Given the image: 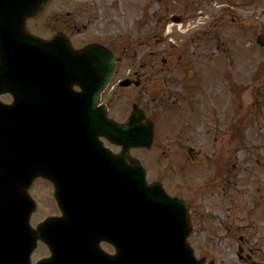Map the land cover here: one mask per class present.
<instances>
[{"label":"rangeland","instance_id":"374dc122","mask_svg":"<svg viewBox=\"0 0 264 264\" xmlns=\"http://www.w3.org/2000/svg\"><path fill=\"white\" fill-rule=\"evenodd\" d=\"M72 1L73 5L66 8L80 7L84 23L90 16L87 4H96L101 17L98 28L105 23L110 31L121 29L123 35H128L129 57L137 51L139 58L156 52L160 58H167L174 38L182 39L186 45L174 56L185 48L187 57L204 62L200 66L198 61L194 67L197 73H204V146L193 147L195 151L204 147V161L202 156L199 161L204 162V213L218 217L217 221L208 217L205 222L204 237L220 238L210 248L209 256L214 264H264V46L256 41L264 37V0ZM172 15L182 16V32L173 25ZM152 27L156 37L144 41ZM192 98L201 100L202 93H194ZM201 114L200 108L199 125L194 129L198 132ZM177 150L179 154L178 147L166 145L149 151L135 150L133 154L140 155L150 166L151 175L160 178L155 171L165 169V156H173ZM214 154L224 166L222 169L232 171L234 184L227 191L212 183L218 171ZM199 162H193L197 164L194 176L201 171ZM164 175L162 179L170 190L187 194L183 176ZM36 190L38 203L41 198L43 202L41 181ZM42 216L38 211L36 220ZM201 227L204 226H198L196 233L199 240L203 238L198 237L203 234Z\"/></svg>","mask_w":264,"mask_h":264},{"label":"flooded vegetation","instance_id":"af4514ba","mask_svg":"<svg viewBox=\"0 0 264 264\" xmlns=\"http://www.w3.org/2000/svg\"><path fill=\"white\" fill-rule=\"evenodd\" d=\"M69 1H48L41 11L26 19L27 29L46 41L52 40L56 36H65L75 49H80L89 43H100L112 51L115 55V72L108 87L101 94L99 105L105 106L107 117L119 123L128 122L134 109L142 111L145 115L143 122L150 121L154 125V146L171 145V149L182 148L179 154L177 150L173 156L166 155V151H163V155H166L165 158H167V161L162 163L165 169H157L156 173L161 176H165L164 173H170L174 176L176 173L183 175L187 190V198L185 199L192 206L193 229L190 237L196 239V248L201 256H208L211 246H215L220 238L204 237L205 221L210 217L209 213H204V207L207 205L202 201L204 199V162L201 164L200 183L198 185H195L196 178L193 173V168L197 165L194 163H198L201 156L203 157L202 161H204V147L199 151L189 148L196 144L204 146V73L200 74L194 70V67L199 63L198 61L202 60L187 57L185 48L181 55L174 56L176 51L186 46L181 39L171 43L167 58H160L159 52L151 53V57L139 58L137 51L133 57H129L128 35H123L121 29L116 32L110 31L105 23L102 29L97 27L101 17L96 11L98 7L96 4L88 5L87 10L90 16L87 24H84V18L78 10L81 9L80 7L77 9L75 7L73 9L66 8ZM77 5L74 2V6ZM101 13L106 14L102 11ZM92 29H95L93 34ZM148 30L152 33L143 39L144 41L156 37L155 27L148 28ZM86 34L90 39H87ZM63 43L64 40L62 39V45ZM199 65L203 66L204 63H199ZM53 72V68L48 71L51 74ZM60 73L64 76V68L60 69ZM51 87L52 90L43 92L45 96H60L67 92L69 95L58 100V104L62 108L73 109L74 111L80 108L79 99L74 98L75 96L79 97L82 92L77 83L69 82V90L67 91L59 90L60 84L52 83ZM199 92L202 93L201 100L190 99L194 93ZM120 93L125 94L120 96ZM0 99L4 103L10 104L13 102V95L10 92H5L0 96ZM199 104H201L200 107ZM95 108L97 107L95 106ZM200 108L203 114H201L202 119L200 121L201 130L198 132L194 129L199 125L197 120ZM78 125L80 126V122ZM99 140L105 148L114 152L115 155L93 154L89 157L92 160L91 163L76 164L74 169L76 185L73 195L66 192V180L64 179L60 198L56 200L52 182L45 178L42 179L44 186L42 192L44 216L42 220L56 216L60 234L65 235V224H69L75 227L79 237H48L58 242L39 241L32 255V264L51 258L52 248L58 252V259L55 264L91 263L96 248L108 254L114 253V247L109 241L101 240L96 243L95 240L98 237H93L92 231L93 225H98L100 228L104 224L113 225L114 205L117 201L113 199L112 185L107 186L108 178L109 176L111 178L113 173V162L109 161V158L124 157V164L121 163V166L124 165L126 170L128 169L129 158L119 155L122 152V147L114 145L106 136L100 135ZM184 146L189 148L190 152L187 155L183 154ZM213 156L216 157V154ZM47 159L48 162L45 166L48 169L57 170L59 175H71L70 172H65V169L71 168V164H64L62 161L50 162L51 156L49 155H47ZM213 162L218 167V171L212 183L227 191L234 184L232 171L222 169L218 157ZM143 163L146 165V162ZM155 179L160 180L159 178ZM121 218L123 219V211ZM216 219L212 218L213 221ZM198 226H204L200 229L203 234L198 236L203 237L201 242L196 238ZM208 264L214 263L210 261Z\"/></svg>","mask_w":264,"mask_h":264},{"label":"water","instance_id":"95a60500","mask_svg":"<svg viewBox=\"0 0 264 264\" xmlns=\"http://www.w3.org/2000/svg\"><path fill=\"white\" fill-rule=\"evenodd\" d=\"M34 1L41 3L43 0ZM9 3L10 0H2ZM260 44L264 42L259 39ZM66 54L72 58L79 59L81 65L91 66V58H111L110 53L98 46H89L82 52H71L65 50ZM98 80L108 82L111 76L110 71H106L104 78L96 72ZM85 79L88 80L89 78ZM103 83V84H104ZM103 85H98L96 91L99 92ZM99 94L93 96L97 100ZM116 132L117 143L127 144L131 147H150L153 139L151 126H141L139 117L136 114L130 123L125 125L113 124L110 128ZM114 132V134H115ZM40 147L34 150V154H40ZM25 145H17L16 163L21 166L26 162ZM37 159L33 158L32 162ZM128 176V246L124 264H201L193 255L192 249L187 244V234L189 230L188 205L177 198L169 197L159 184L148 185L145 179V172L137 160H131ZM40 175L38 169L27 177L30 183L36 176ZM33 200L24 194V201L17 198L16 223L13 220V231L17 237L18 244L27 245L31 242V237H43L42 225L38 230L33 231L29 225L31 212L34 210ZM29 256L30 248L25 250ZM127 260V261H126ZM113 264H121V250H118L114 257Z\"/></svg>","mask_w":264,"mask_h":264}]
</instances>
